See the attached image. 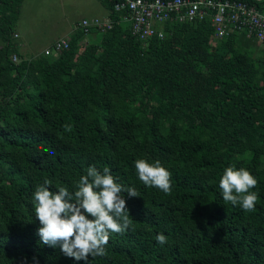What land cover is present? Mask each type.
<instances>
[{
    "label": "trees",
    "instance_id": "trees-1",
    "mask_svg": "<svg viewBox=\"0 0 264 264\" xmlns=\"http://www.w3.org/2000/svg\"><path fill=\"white\" fill-rule=\"evenodd\" d=\"M24 1L0 0V264H77L40 243L31 200L44 179L71 190L91 165L140 196L122 193L132 225L90 264H264V51L242 40L264 41L217 39L210 18L167 22L163 39L141 41L118 0H99L110 31L93 29L84 48L76 31L69 49L25 58L15 30ZM136 159L159 160L172 194L145 187ZM228 166L256 177L254 212L223 201Z\"/></svg>",
    "mask_w": 264,
    "mask_h": 264
},
{
    "label": "clouds",
    "instance_id": "clouds-1",
    "mask_svg": "<svg viewBox=\"0 0 264 264\" xmlns=\"http://www.w3.org/2000/svg\"><path fill=\"white\" fill-rule=\"evenodd\" d=\"M63 127L65 132L72 131L68 124ZM133 164L137 179L145 187L172 194L171 173L159 160L150 163L136 159ZM218 183L225 204L239 206L246 213L255 211L259 194L254 189L258 181L247 168L226 167ZM122 193L129 198L140 196L135 187L118 183L108 166L102 170L88 166L85 174L73 181L71 190L59 183L53 190V181L44 179L35 187L31 200L35 220L40 225L36 233L40 243L59 248L77 264L80 261L90 264V260L107 256L110 237L125 233L132 225ZM154 239L161 246L168 241L163 233ZM33 260L38 264L36 257Z\"/></svg>",
    "mask_w": 264,
    "mask_h": 264
},
{
    "label": "built area",
    "instance_id": "built-area-1",
    "mask_svg": "<svg viewBox=\"0 0 264 264\" xmlns=\"http://www.w3.org/2000/svg\"><path fill=\"white\" fill-rule=\"evenodd\" d=\"M264 0H254L260 4ZM117 12L127 11L124 21L131 23L132 35L141 41H147L155 36L163 39L164 34L157 26L167 22H193L199 18H210L216 27V38L229 37L235 31L247 32L259 41H264V10L256 5L246 3H230L220 0H118L115 3ZM84 35L90 30L107 32L113 28L111 19H85L79 26ZM70 48L69 39H60L54 46V51L45 55L60 53ZM18 62L17 57H13Z\"/></svg>",
    "mask_w": 264,
    "mask_h": 264
},
{
    "label": "rangeland",
    "instance_id": "rangeland-1",
    "mask_svg": "<svg viewBox=\"0 0 264 264\" xmlns=\"http://www.w3.org/2000/svg\"><path fill=\"white\" fill-rule=\"evenodd\" d=\"M102 6L99 0H25L17 14L15 28L23 55L36 58L53 51L58 40L66 38L72 31L81 32L79 26L83 20L105 16L107 10ZM93 34L90 30L84 37L89 40ZM242 43L249 50L264 51V42L249 39Z\"/></svg>",
    "mask_w": 264,
    "mask_h": 264
},
{
    "label": "crops",
    "instance_id": "crops-1",
    "mask_svg": "<svg viewBox=\"0 0 264 264\" xmlns=\"http://www.w3.org/2000/svg\"><path fill=\"white\" fill-rule=\"evenodd\" d=\"M102 5V4H101ZM103 7V6H102ZM104 8V7H103ZM104 10H105V8H104ZM106 11V10H105ZM94 18H96V17H94ZM94 18H91V19H94ZM98 19H109V14H108V12L106 11V15L105 16H102V18H98ZM75 33H77L76 31H72L70 34H68L67 36H66V39H69V38H72V36L73 35H75ZM17 34V33H16ZM95 34L96 33H94L93 35H91V36H89L90 38L89 39H92V38H94L95 37ZM86 41H88V40H86V37L85 38H83V40H81V42H80V47H83L84 48V46H85V43H86ZM20 51H21V53L22 54H24V51H23V48L21 47L20 48Z\"/></svg>",
    "mask_w": 264,
    "mask_h": 264
}]
</instances>
